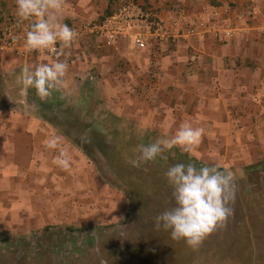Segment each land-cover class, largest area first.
Returning <instances> with one entry per match:
<instances>
[{
	"label": "crops",
	"instance_id": "1",
	"mask_svg": "<svg viewBox=\"0 0 264 264\" xmlns=\"http://www.w3.org/2000/svg\"><path fill=\"white\" fill-rule=\"evenodd\" d=\"M64 3L69 27L133 6L178 22L180 35L159 49L152 42L139 48L130 37L107 44L101 36L85 35L59 57L69 64L65 90L55 93L59 101H42L22 83L26 68L56 56L0 53V233L27 236L52 226L104 224L128 210L123 193H114L94 157L71 138L75 133L41 105L68 104V113L91 105L79 117L56 118L85 121L86 127L75 129L78 135L120 134L136 146L170 138L191 122L204 128L200 145L192 153L174 147L167 156L197 167L220 164L238 180L264 168V0ZM15 11V0H0V27L6 16L17 17ZM217 27L234 32L223 37ZM53 140L56 146L49 147ZM62 152L68 168L54 162Z\"/></svg>",
	"mask_w": 264,
	"mask_h": 264
},
{
	"label": "rangeland",
	"instance_id": "2",
	"mask_svg": "<svg viewBox=\"0 0 264 264\" xmlns=\"http://www.w3.org/2000/svg\"><path fill=\"white\" fill-rule=\"evenodd\" d=\"M49 99L59 101V96L54 93ZM49 105L41 107L75 133L71 138L82 142L94 157L100 176L114 193H123L128 210L123 217L104 224L52 226L27 236L0 233V264H264V168L236 179V199L230 205L234 211L227 226L193 250L183 240H173L169 231L157 230L154 220L175 206L165 172L169 166L188 161L164 153L162 162L159 158L141 161L135 168L130 161L136 160L139 152L131 137L114 134L96 140L95 135H78L75 130L86 127L85 121L56 118L79 117L91 105H77L69 113L68 104ZM98 141L118 147L124 163L107 158Z\"/></svg>",
	"mask_w": 264,
	"mask_h": 264
},
{
	"label": "clouds",
	"instance_id": "3",
	"mask_svg": "<svg viewBox=\"0 0 264 264\" xmlns=\"http://www.w3.org/2000/svg\"><path fill=\"white\" fill-rule=\"evenodd\" d=\"M15 14L18 22H29L24 34V47L28 51H47L57 57L51 63H42L34 69L26 68L22 83L25 88H33L42 100H48L54 93L63 92L69 71L65 49H70L78 40V32L63 22L64 0H15ZM204 135L203 127L191 122L180 125L170 138H157L148 144H139V157L130 161L138 167L141 161L156 162L166 151L180 147L192 153L200 145ZM58 139V138H57ZM53 140L49 147H55ZM68 168L67 153H61L54 161ZM172 187L175 206L158 214L155 220L157 230L170 232L175 241L183 240L193 250H197L205 239L217 229L227 226L233 215L237 182L234 172L220 164L197 167L194 163H177L165 172Z\"/></svg>",
	"mask_w": 264,
	"mask_h": 264
},
{
	"label": "built area",
	"instance_id": "4",
	"mask_svg": "<svg viewBox=\"0 0 264 264\" xmlns=\"http://www.w3.org/2000/svg\"><path fill=\"white\" fill-rule=\"evenodd\" d=\"M178 22L167 23L164 19L155 15H145L138 12L133 6L121 7L117 12L102 20L72 25L70 28L78 32L77 44L85 35L101 36L107 44H114L121 38L130 37L135 46L145 48L153 43L155 48H161L165 44L176 43L180 35ZM30 24L18 22V18L8 15L0 27V53L13 51L23 58H29L34 54H45L54 57L45 51H28L24 47V34ZM193 30L187 28V32ZM217 32L223 37L233 34L229 27H217ZM196 56L192 55L191 60Z\"/></svg>",
	"mask_w": 264,
	"mask_h": 264
},
{
	"label": "trees",
	"instance_id": "5",
	"mask_svg": "<svg viewBox=\"0 0 264 264\" xmlns=\"http://www.w3.org/2000/svg\"><path fill=\"white\" fill-rule=\"evenodd\" d=\"M109 15H111V14H109ZM108 15V16H109ZM104 18V17H103ZM105 19V18H104ZM102 20V19H101ZM95 139L96 140H99V138H102V139H104L105 138V136L104 135H102V134H96L95 135ZM97 144H98V146H99V149L101 150V151H103V153H104V155L107 157V158H111V159H114L115 161H117V163L118 162H120V163H124L123 162V160H125V158H124V156H122V155H120V151H119V149H118V147L115 149V146H113V145H109V141H108V145L109 146H103V144H101V142L100 141H98L97 142ZM104 144H107V142H104ZM109 147H110V149H109ZM135 167V166H134ZM135 168H137V167H135ZM199 168V167H198ZM133 185H134V183H133Z\"/></svg>",
	"mask_w": 264,
	"mask_h": 264
}]
</instances>
